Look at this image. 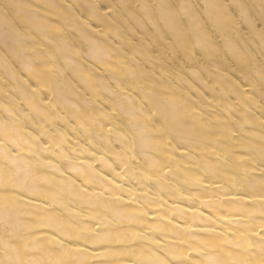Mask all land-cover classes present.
<instances>
[{"label":"bare ground","instance_id":"obj_1","mask_svg":"<svg viewBox=\"0 0 264 264\" xmlns=\"http://www.w3.org/2000/svg\"><path fill=\"white\" fill-rule=\"evenodd\" d=\"M262 27L264 0H0V264H260Z\"/></svg>","mask_w":264,"mask_h":264},{"label":"snow or ice","instance_id":"obj_2","mask_svg":"<svg viewBox=\"0 0 264 264\" xmlns=\"http://www.w3.org/2000/svg\"><path fill=\"white\" fill-rule=\"evenodd\" d=\"M151 7L150 4L148 5H145V8L146 10ZM259 36H260V39L262 42H264V27H262L260 30H259ZM262 77H264V73H262ZM262 92H264V88H262ZM150 119L151 118H154V114L152 117H149ZM173 120H174V115H173V118L170 119V114H165L162 118V120H158L156 122V124H153V127L156 128L157 127V124L159 125L158 127V131H160L162 134L166 135L169 133V129H170V125L173 123ZM5 188H7V185L4 186ZM260 264H264V260H262L260 262Z\"/></svg>","mask_w":264,"mask_h":264}]
</instances>
